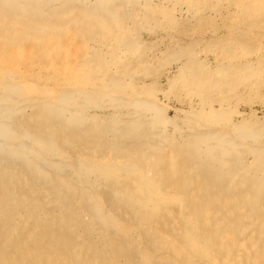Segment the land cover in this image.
<instances>
[{
    "label": "bare ground",
    "instance_id": "1",
    "mask_svg": "<svg viewBox=\"0 0 264 264\" xmlns=\"http://www.w3.org/2000/svg\"><path fill=\"white\" fill-rule=\"evenodd\" d=\"M0 264H264V0H0Z\"/></svg>",
    "mask_w": 264,
    "mask_h": 264
},
{
    "label": "rangeland",
    "instance_id": "2",
    "mask_svg": "<svg viewBox=\"0 0 264 264\" xmlns=\"http://www.w3.org/2000/svg\"><path fill=\"white\" fill-rule=\"evenodd\" d=\"M182 24V23H181Z\"/></svg>",
    "mask_w": 264,
    "mask_h": 264
}]
</instances>
